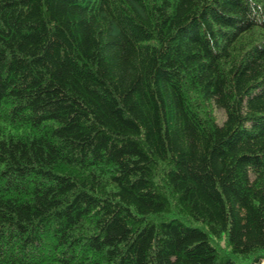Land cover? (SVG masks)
Segmentation results:
<instances>
[{
    "label": "trees",
    "instance_id": "1",
    "mask_svg": "<svg viewBox=\"0 0 264 264\" xmlns=\"http://www.w3.org/2000/svg\"><path fill=\"white\" fill-rule=\"evenodd\" d=\"M0 264H264V0H0Z\"/></svg>",
    "mask_w": 264,
    "mask_h": 264
},
{
    "label": "rangeland",
    "instance_id": "2",
    "mask_svg": "<svg viewBox=\"0 0 264 264\" xmlns=\"http://www.w3.org/2000/svg\"><path fill=\"white\" fill-rule=\"evenodd\" d=\"M215 113L217 115L218 123L221 124L224 120V117L222 116V111L220 109L215 108Z\"/></svg>",
    "mask_w": 264,
    "mask_h": 264
}]
</instances>
